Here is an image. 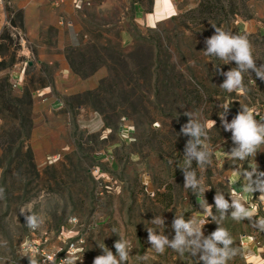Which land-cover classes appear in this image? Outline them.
Returning <instances> with one entry per match:
<instances>
[{"label":"rangeland","instance_id":"1","mask_svg":"<svg viewBox=\"0 0 264 264\" xmlns=\"http://www.w3.org/2000/svg\"><path fill=\"white\" fill-rule=\"evenodd\" d=\"M132 1L92 0L77 11L84 15L64 21L61 38L53 28L33 38L13 14L8 17L0 36V264H30L29 258L65 264L67 257L93 264L103 254L99 246L115 254L121 234L132 244L128 264H196L198 256L171 249L156 254L146 227L162 215L172 239L171 223L183 214L205 220L207 236L218 226L200 206L205 199L214 205L216 192L242 196L264 218L259 192L233 186L244 182L237 168L264 171V145L244 163L233 160L232 134L219 117V105L230 106L229 122L244 105L264 122V81L249 70L247 91L228 93L219 87L226 78L221 71L235 62L204 55L205 39L218 26L246 35L257 66L264 65V0H235V15L221 0L227 15L214 19L193 11L196 6L153 27L131 19ZM6 7L12 12V4ZM124 28L128 42L120 34ZM57 39L67 42L71 77L45 61ZM188 113L216 121L205 142L210 162L192 164L204 195L184 188L189 137L180 129ZM95 117L101 126L93 130L85 122ZM30 212L43 219L40 229L26 227ZM222 226L244 253L230 264H264V233L247 220L228 218Z\"/></svg>","mask_w":264,"mask_h":264},{"label":"clouds","instance_id":"2","mask_svg":"<svg viewBox=\"0 0 264 264\" xmlns=\"http://www.w3.org/2000/svg\"><path fill=\"white\" fill-rule=\"evenodd\" d=\"M215 32L205 39V56H214L226 64L235 62L236 67L227 72L221 71V75L226 77L219 86L228 93L246 92L244 84L245 74L255 73L256 78L264 81V65L257 66L253 56V47L246 35L233 34L221 27L213 26ZM219 69V66L217 67ZM254 82H256L254 80ZM221 111L219 117L221 126L225 131L231 132V140L234 147L228 152L233 160L242 163L249 157L256 156L261 145H264V122L258 121L256 116L259 114L255 109L241 105V110L231 119H227L230 106L219 105ZM187 123L183 124L180 133L189 137L184 149L186 165L181 168L184 174V188L191 190L192 193L199 195L207 191L203 187L202 181L198 179L196 171L192 168L193 161L203 167L211 160V149L205 142L209 139L208 132L211 127L216 126V121H208L195 116L191 113ZM237 174L244 181V191L248 193L259 192V199L264 201V171H260L258 166L245 169L237 168ZM4 189L0 188V198H3ZM226 199L225 193L216 192L214 205H210L205 199V204L201 205L202 212L214 222L218 227L216 230L205 236L203 228L206 221L197 219L195 216L185 219L184 215H176L171 223L174 236L169 239L165 235V218L156 215L149 221L147 228L148 242L156 254L163 255L166 249L184 255L188 254L192 258L197 257L196 264H230L237 256H243L241 247L237 246L235 238L230 231L223 227L226 219L231 218L235 222L249 221L252 227L264 233V218H257V211L253 209L244 198L232 193ZM215 207V214L213 213ZM21 214H25L26 209H20ZM25 225L29 230L35 231L41 228L44 221L35 212L25 215ZM116 232V229H113ZM113 247L115 254L108 247L99 246L103 254L94 258L93 264H128L132 255L131 241L118 235ZM142 260L147 257H141ZM30 264H37L34 259L29 258ZM83 260V259H82ZM82 260L81 264H82ZM10 261V260H5ZM65 264H77L74 257H67Z\"/></svg>","mask_w":264,"mask_h":264},{"label":"crops","instance_id":"3","mask_svg":"<svg viewBox=\"0 0 264 264\" xmlns=\"http://www.w3.org/2000/svg\"><path fill=\"white\" fill-rule=\"evenodd\" d=\"M12 4V12L7 7L0 5V35L3 29L7 26L8 17L12 14L14 18L18 19L21 26L28 31V34L33 38L43 37L44 30L53 28L56 30L58 38L64 36L65 28L63 27L65 20H76L81 15H84L81 11L77 12L74 9L73 3L75 0H10ZM200 0H170L173 12L172 15H168L170 8H162L160 14H163L157 19L156 5L158 0H133L132 1V16L131 19L138 23L144 24L149 27L155 26L157 23L172 18L181 12L193 9L198 5ZM80 15V16H79ZM155 15V16H154ZM150 16H154L155 25L150 23ZM41 32L38 33L37 31ZM121 36L124 41H129L130 32L125 28L121 30ZM66 35V34H65ZM67 36V35H66ZM49 41V40H48ZM67 42L65 40L57 39L55 43V54L46 58L48 64H58L61 68L62 74L65 77H71L70 65L68 64L65 56V47ZM98 117L88 122L97 120ZM100 125L94 127L93 130L98 129ZM89 127V126H88ZM236 183L233 185L240 191L244 192V182L240 179L235 180Z\"/></svg>","mask_w":264,"mask_h":264},{"label":"trees","instance_id":"4","mask_svg":"<svg viewBox=\"0 0 264 264\" xmlns=\"http://www.w3.org/2000/svg\"><path fill=\"white\" fill-rule=\"evenodd\" d=\"M234 1L235 0L227 1L229 5L228 13H231L232 15L236 14ZM221 2H222L221 0H200L197 7L193 9V11L194 10L199 11L202 14L203 13L213 14V17H212L213 19H214V16L219 13H222L223 15L226 16L227 11L225 10V5H223Z\"/></svg>","mask_w":264,"mask_h":264},{"label":"bare ground","instance_id":"5","mask_svg":"<svg viewBox=\"0 0 264 264\" xmlns=\"http://www.w3.org/2000/svg\"><path fill=\"white\" fill-rule=\"evenodd\" d=\"M171 7V8H170ZM162 8H170L171 10L168 12V15H172V12L174 11L171 5L170 0H158V3L156 5V9H157V14L156 17L157 19H159L163 14H160V11H162ZM160 10V11H159ZM155 16V15H154ZM154 16H150V23L152 25L155 24V19ZM100 119L97 118V120L94 121H90L87 123V125L89 126V128L93 129L94 127H97V125H100ZM86 123V122H85Z\"/></svg>","mask_w":264,"mask_h":264},{"label":"built area","instance_id":"6","mask_svg":"<svg viewBox=\"0 0 264 264\" xmlns=\"http://www.w3.org/2000/svg\"><path fill=\"white\" fill-rule=\"evenodd\" d=\"M92 0H75L73 3V7L75 10H81L83 7L90 5ZM0 5L6 7L11 6L10 0H0Z\"/></svg>","mask_w":264,"mask_h":264}]
</instances>
